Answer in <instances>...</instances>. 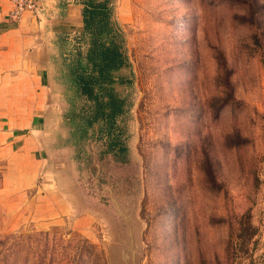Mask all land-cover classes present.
Segmentation results:
<instances>
[{"label": "rangeland", "instance_id": "obj_1", "mask_svg": "<svg viewBox=\"0 0 264 264\" xmlns=\"http://www.w3.org/2000/svg\"><path fill=\"white\" fill-rule=\"evenodd\" d=\"M126 10L124 153L58 75L30 176L0 98V264H264V0Z\"/></svg>", "mask_w": 264, "mask_h": 264}, {"label": "crops", "instance_id": "obj_2", "mask_svg": "<svg viewBox=\"0 0 264 264\" xmlns=\"http://www.w3.org/2000/svg\"><path fill=\"white\" fill-rule=\"evenodd\" d=\"M90 1L41 0L38 14L25 12L15 21L9 17L11 1L0 0V98L6 99V131L17 137L12 143L23 147L20 156L30 176L35 173L37 177L40 169L34 137L39 123L50 112L59 76L64 72L63 63L87 39L83 34V11ZM109 2L115 25L119 28L127 24L131 19L126 10L129 0ZM15 128L29 130L31 135L15 136ZM32 186L33 182L29 187ZM54 210L58 212L55 207Z\"/></svg>", "mask_w": 264, "mask_h": 264}, {"label": "trees", "instance_id": "obj_3", "mask_svg": "<svg viewBox=\"0 0 264 264\" xmlns=\"http://www.w3.org/2000/svg\"><path fill=\"white\" fill-rule=\"evenodd\" d=\"M92 1L83 11L87 48L75 51L65 63L62 77L73 96L81 99V115L77 116L83 125L79 132L85 136L86 128L102 123L99 134L113 138L110 150L115 149L114 152L119 154L124 153L126 147L118 139L116 122L126 112V106L115 87L127 81L124 74L129 64L124 39L113 21L109 0H99L95 4Z\"/></svg>", "mask_w": 264, "mask_h": 264}, {"label": "built area", "instance_id": "obj_4", "mask_svg": "<svg viewBox=\"0 0 264 264\" xmlns=\"http://www.w3.org/2000/svg\"><path fill=\"white\" fill-rule=\"evenodd\" d=\"M12 3V10L9 17L15 21L19 20L23 13L29 12L38 14L41 11V0H10Z\"/></svg>", "mask_w": 264, "mask_h": 264}]
</instances>
